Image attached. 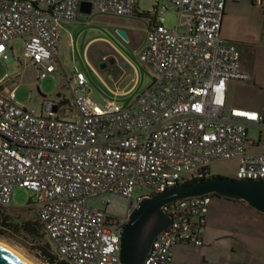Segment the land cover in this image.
Returning <instances> with one entry per match:
<instances>
[{"label": "built area", "instance_id": "1", "mask_svg": "<svg viewBox=\"0 0 264 264\" xmlns=\"http://www.w3.org/2000/svg\"><path fill=\"white\" fill-rule=\"evenodd\" d=\"M225 1L156 0L138 53L151 80L128 105L94 101L76 68L71 102L46 101L40 111L19 105L15 86L0 84V205L11 203L15 186L32 191L30 207L60 257L119 264V230L146 195L136 187L153 194L202 180L226 159L237 160L233 179L264 183V152L245 150L255 143L248 126L264 137V109L225 105L227 82L249 77L236 46L220 36ZM82 3L131 15L136 0H0V60L8 59L11 39L23 38L38 80L52 74L60 24L76 21ZM166 4L177 11L175 27L164 25ZM94 200L104 207H90ZM209 201L200 195L165 204L170 223L142 264H168L177 244L201 246Z\"/></svg>", "mask_w": 264, "mask_h": 264}, {"label": "rangeland", "instance_id": "2", "mask_svg": "<svg viewBox=\"0 0 264 264\" xmlns=\"http://www.w3.org/2000/svg\"><path fill=\"white\" fill-rule=\"evenodd\" d=\"M136 1L137 12L147 11L148 16L116 15L91 10L88 14H79L74 22L63 23L60 26L55 71L40 81L37 80L36 68L23 57V38L11 39L9 45L12 50L8 59L0 60V80L5 74L9 76V80L7 83L0 81V84L15 86L16 102L39 111L45 101L56 102L65 99L71 102L73 95L69 83L73 68H76L93 87L91 98L94 101L111 100L122 105L130 104L151 80L148 70L138 58V53L145 42L146 30L154 13L152 7L155 6V0ZM166 5L167 9L161 14L164 25L175 27L177 11L173 6ZM263 13V8L255 6L249 0L233 1L227 6L224 23L227 34L235 38L231 40H238L230 43L238 49L241 66L249 73L247 80L229 81V93L233 104L258 110L264 106V37H259V17ZM116 28L126 31L127 41H123L115 33ZM109 59L114 61L108 62ZM102 63L106 65L100 67ZM129 86H132L129 92L120 93L122 88L126 89ZM258 135L255 127H247L248 139L257 141ZM245 150L249 153L264 152V137L261 136L258 145L246 144ZM236 170L235 159L213 162L209 168L210 175L228 178L234 177ZM135 194H149V191L143 187H136ZM101 198L106 199L107 196L99 195L98 199ZM33 200L32 191L15 186L10 207H4L3 210L18 214L21 219H33L34 212L30 207ZM96 201H90L88 205L104 207ZM7 234L6 237L0 235V243L14 249L32 264H48L35 253L28 240L16 234ZM179 258L177 255L176 261ZM196 262V254L193 253L191 263Z\"/></svg>", "mask_w": 264, "mask_h": 264}, {"label": "crops", "instance_id": "3", "mask_svg": "<svg viewBox=\"0 0 264 264\" xmlns=\"http://www.w3.org/2000/svg\"><path fill=\"white\" fill-rule=\"evenodd\" d=\"M233 1L237 2V0L225 1L220 26V36L228 42L238 41L231 40L235 38H231L229 33L227 34L224 28L227 6ZM249 1L253 3L252 0ZM154 3L156 6V0ZM155 6L152 7V10ZM260 8L264 9V0L262 1ZM135 10H137V1L135 4ZM151 18L152 20L149 27L154 24L156 20L155 12ZM62 24L63 23H61L60 26ZM259 31V37H264V13L259 17ZM122 63L124 64V62ZM229 81L227 82L225 92L226 106L257 111H262L264 109V106L258 110L234 105V101L229 93ZM69 88L73 95V91L71 89L72 79L69 83ZM131 88L132 86H129L126 89L122 88L120 93H127L131 90ZM45 102L42 103L40 110L43 108ZM56 102L59 106H61V104L68 103L65 99H61ZM257 130L259 134L258 140L254 141V145H258L261 141V136H263L262 133H260V130ZM193 253L196 254V264H200V262L204 264H264V214L256 211L243 201L227 199L215 195L210 196L208 209L205 215V222L202 229V245H175L168 264H192L191 256ZM177 255L180 257L178 261H176ZM198 259H201L202 261Z\"/></svg>", "mask_w": 264, "mask_h": 264}, {"label": "water", "instance_id": "4", "mask_svg": "<svg viewBox=\"0 0 264 264\" xmlns=\"http://www.w3.org/2000/svg\"><path fill=\"white\" fill-rule=\"evenodd\" d=\"M89 3L80 5V12L88 14ZM115 33L127 41L126 31L116 28ZM109 59L108 62H113ZM121 64H123L121 62ZM106 63L100 64L104 67ZM200 195H215L243 201L264 214V183L253 179H233L214 176L189 183L172 186L163 191L146 194L130 211L128 220L121 226L119 264H142L154 237L170 223L163 210L167 203L178 199ZM0 264H29L7 247L0 244Z\"/></svg>", "mask_w": 264, "mask_h": 264}, {"label": "trees", "instance_id": "5", "mask_svg": "<svg viewBox=\"0 0 264 264\" xmlns=\"http://www.w3.org/2000/svg\"><path fill=\"white\" fill-rule=\"evenodd\" d=\"M132 14L148 16V12H140L134 9ZM152 20V18H151ZM219 175H207L206 178ZM197 181L196 179L187 180L183 183ZM212 196V195H209ZM0 205V235L6 237L8 234H16L28 240L35 253L48 264H72L67 259L59 256L52 241L46 236L36 216L33 219H21L18 214L5 212ZM30 209V208H29ZM31 210V209H30Z\"/></svg>", "mask_w": 264, "mask_h": 264}, {"label": "bare ground", "instance_id": "6", "mask_svg": "<svg viewBox=\"0 0 264 264\" xmlns=\"http://www.w3.org/2000/svg\"><path fill=\"white\" fill-rule=\"evenodd\" d=\"M2 244L3 246L7 247L8 249H10L12 252H14L17 256H19L20 258H22L24 261H26L27 263L29 264H32L31 262H29L26 258H24L20 253H18L17 251H15L14 249L8 247L7 245L3 244V243H0Z\"/></svg>", "mask_w": 264, "mask_h": 264}, {"label": "flooded vegetation", "instance_id": "7", "mask_svg": "<svg viewBox=\"0 0 264 264\" xmlns=\"http://www.w3.org/2000/svg\"><path fill=\"white\" fill-rule=\"evenodd\" d=\"M102 55L104 56L103 52H102Z\"/></svg>", "mask_w": 264, "mask_h": 264}]
</instances>
